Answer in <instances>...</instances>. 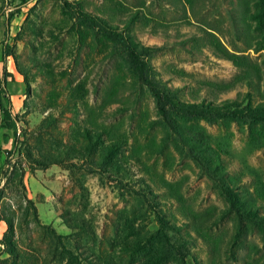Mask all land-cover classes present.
<instances>
[{
    "label": "rangeland",
    "instance_id": "1",
    "mask_svg": "<svg viewBox=\"0 0 264 264\" xmlns=\"http://www.w3.org/2000/svg\"><path fill=\"white\" fill-rule=\"evenodd\" d=\"M251 3L0 0V102L14 122L8 127L0 106V213L14 219L9 232L0 220V240L8 232L20 253L0 243V264H264V224L237 216L189 152L194 145L213 156L218 169L210 172L224 171L242 204L264 216L259 125L243 116L177 117L178 140L121 50L81 15L161 47L150 59L155 80L178 88L181 101L245 105L262 99L263 85L241 81L205 33L264 79V49L246 48L256 33L245 16ZM3 47L13 56L2 59ZM15 132L12 159L22 161L24 187L15 170L2 175ZM20 141L61 163L30 165Z\"/></svg>",
    "mask_w": 264,
    "mask_h": 264
},
{
    "label": "trees",
    "instance_id": "2",
    "mask_svg": "<svg viewBox=\"0 0 264 264\" xmlns=\"http://www.w3.org/2000/svg\"><path fill=\"white\" fill-rule=\"evenodd\" d=\"M27 0H22L26 2ZM252 7H247L245 9L246 19L249 22L255 24V39L251 36L252 32L247 37V47L255 49H264V0H252ZM82 19L89 26H99L100 31L104 36L114 43L123 53L125 60L128 64L130 72L136 78V80L144 87L147 88L149 94L152 96L157 113L161 117L162 121L170 132L177 137L179 140L181 138L180 128L177 117L183 118H201L208 122H212L218 117H228L231 120H237L239 117H246L250 124H258L259 134L263 138L264 142V79L261 77L262 69L257 65L246 62L242 57L235 54L229 48L224 46L219 39L213 34L206 31V37H208V45L210 46L212 52L220 58L230 60L239 69V78L246 85L252 86L259 82L263 85V90L260 91L258 88V93L262 96V99L255 104L251 102L245 105L242 101L237 99H225L220 102V104H213L202 100L198 103L194 102H184L178 97V88H171L166 85H162L155 80V69L151 64V56L159 50L161 47L157 46H145L140 42H136L132 37L128 35H123L122 32L117 31L116 28L110 26L107 22L103 21L98 23L94 18L87 13H82ZM245 27L242 28L241 33L244 34L246 29L250 30L249 22L243 20ZM255 40L254 45H250ZM234 51H237L234 49ZM9 56H13L5 47L2 48V59H6ZM264 71V70H263ZM4 83V81H2ZM2 94V96H1ZM6 92L0 91L1 98H4ZM0 106L4 112V120H11V124L8 127H12L14 122L11 119L9 112H6L2 103ZM15 120V119H14ZM16 135V132L14 133ZM181 140V139H180ZM18 137L14 138L13 147L11 150L6 151L5 157V168L2 175L7 177L9 169L15 170V175L18 180L19 185L24 187L23 176L24 167L22 166V161L13 160L12 156L15 152V145L18 142ZM23 144L22 154L24 158L29 162L30 165L36 166L37 168H46L48 164H59L61 161L57 159H49V157H44L43 155L36 153L34 148L27 142L20 141ZM189 152L192 158L210 175L212 179L220 182L219 187L222 192L226 195L227 201L230 204L232 210H235L236 215L239 217L248 218L254 222L264 224V216L256 214L252 207L245 206L242 204L239 198L236 197L233 189L230 187L229 181L225 177V172L221 171L220 174H213L209 169L216 166L214 157L208 155L206 152L202 153L196 150L194 145H190ZM13 160V161H12ZM11 170V171H12ZM212 170V169H211ZM4 189H0L3 192ZM26 202L33 206V201L24 197ZM0 220L7 224L8 232L13 230L14 219L10 215H5L0 213ZM8 232H6L3 238L0 240L1 244H4L6 251L10 256L20 255L19 251L16 249V245L13 241L7 238Z\"/></svg>",
    "mask_w": 264,
    "mask_h": 264
}]
</instances>
